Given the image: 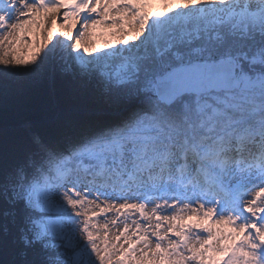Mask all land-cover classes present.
<instances>
[{
  "label": "snow or ice",
  "instance_id": "6c2138e0",
  "mask_svg": "<svg viewBox=\"0 0 264 264\" xmlns=\"http://www.w3.org/2000/svg\"><path fill=\"white\" fill-rule=\"evenodd\" d=\"M0 264H264V0H0Z\"/></svg>",
  "mask_w": 264,
  "mask_h": 264
},
{
  "label": "bare ground",
  "instance_id": "6f19581e",
  "mask_svg": "<svg viewBox=\"0 0 264 264\" xmlns=\"http://www.w3.org/2000/svg\"><path fill=\"white\" fill-rule=\"evenodd\" d=\"M248 198H251V193L248 194Z\"/></svg>",
  "mask_w": 264,
  "mask_h": 264
},
{
  "label": "rangeland",
  "instance_id": "374dc122",
  "mask_svg": "<svg viewBox=\"0 0 264 264\" xmlns=\"http://www.w3.org/2000/svg\"><path fill=\"white\" fill-rule=\"evenodd\" d=\"M96 39H99V37H96ZM251 195H252V193H251Z\"/></svg>",
  "mask_w": 264,
  "mask_h": 264
}]
</instances>
